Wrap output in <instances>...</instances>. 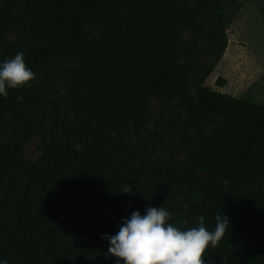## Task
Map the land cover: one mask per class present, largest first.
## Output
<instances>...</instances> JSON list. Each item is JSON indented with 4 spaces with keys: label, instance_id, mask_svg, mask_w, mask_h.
I'll return each mask as SVG.
<instances>
[{
    "label": "trees",
    "instance_id": "1",
    "mask_svg": "<svg viewBox=\"0 0 264 264\" xmlns=\"http://www.w3.org/2000/svg\"><path fill=\"white\" fill-rule=\"evenodd\" d=\"M243 1L0 0V61L23 52L35 73L0 97V259L117 264L102 237L161 206L182 230L229 217L205 264H264V106L195 71L222 59ZM153 99L166 105L148 129Z\"/></svg>",
    "mask_w": 264,
    "mask_h": 264
},
{
    "label": "clouds",
    "instance_id": "2",
    "mask_svg": "<svg viewBox=\"0 0 264 264\" xmlns=\"http://www.w3.org/2000/svg\"><path fill=\"white\" fill-rule=\"evenodd\" d=\"M35 73L26 66L23 52L0 61V97L7 98L8 90L27 85ZM18 99H23L18 97ZM76 150L81 145L76 144ZM171 214L164 207L148 206L144 213L133 211L122 218L115 234H105L109 256L117 264H205L202 257L206 249L216 247L229 230V217L215 215V228L208 230L204 216H199L198 226L185 230L170 223ZM0 264H8L0 259Z\"/></svg>",
    "mask_w": 264,
    "mask_h": 264
},
{
    "label": "rangeland",
    "instance_id": "3",
    "mask_svg": "<svg viewBox=\"0 0 264 264\" xmlns=\"http://www.w3.org/2000/svg\"><path fill=\"white\" fill-rule=\"evenodd\" d=\"M186 38V35L183 34ZM11 41L14 36L7 35ZM227 48L220 61L215 55L199 58L195 62V71L203 74L206 68L213 67V72L205 80L204 85L218 93L234 98L248 100L264 106V0H245L238 13L231 20L227 28ZM206 46V44L202 45ZM225 84L221 87V82ZM59 95L64 94L62 85L55 87ZM194 92V85H191ZM166 105L156 99L151 101L148 113V125L151 129L153 121L159 116L161 109ZM184 115L183 108L173 102L169 104L166 116L177 119ZM175 141H172L174 144ZM42 141L36 139L23 148V158L28 162L35 161L41 154ZM164 150L157 149V156H162ZM184 157V155L182 156ZM179 195L175 202L180 200ZM171 217H175L167 209Z\"/></svg>",
    "mask_w": 264,
    "mask_h": 264
}]
</instances>
